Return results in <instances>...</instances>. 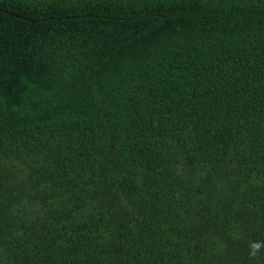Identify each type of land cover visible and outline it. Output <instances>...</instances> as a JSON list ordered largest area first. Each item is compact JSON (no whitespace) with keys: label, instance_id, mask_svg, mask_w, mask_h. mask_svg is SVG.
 I'll use <instances>...</instances> for the list:
<instances>
[{"label":"trees","instance_id":"16d2710c","mask_svg":"<svg viewBox=\"0 0 264 264\" xmlns=\"http://www.w3.org/2000/svg\"><path fill=\"white\" fill-rule=\"evenodd\" d=\"M264 0H0V264H264Z\"/></svg>","mask_w":264,"mask_h":264},{"label":"clouds","instance_id":"9594fccd","mask_svg":"<svg viewBox=\"0 0 264 264\" xmlns=\"http://www.w3.org/2000/svg\"><path fill=\"white\" fill-rule=\"evenodd\" d=\"M262 248H264V241H251L249 243V257L255 259L259 255Z\"/></svg>","mask_w":264,"mask_h":264}]
</instances>
